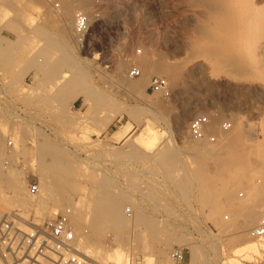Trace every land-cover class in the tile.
<instances>
[{
  "label": "rangeland",
  "instance_id": "374dc122",
  "mask_svg": "<svg viewBox=\"0 0 264 264\" xmlns=\"http://www.w3.org/2000/svg\"><path fill=\"white\" fill-rule=\"evenodd\" d=\"M81 1L0 0V171L10 165L21 169L23 195L29 194L28 180L41 185L44 170L63 177L64 184L53 183L55 192L63 188V194L76 200L88 192L121 195L124 226L105 228L87 245L117 246L121 240L126 254L137 251L131 264H143L145 251L158 264L159 250L168 243L169 257L173 247H183L190 264H231V258L233 264H264V250L249 256L234 253L247 238L257 239L248 233L252 227L246 236L233 227V209L226 206L220 190L228 183L235 199L242 201L249 197L251 185L264 182V48L258 47L259 36H264V0H242L246 4L240 2L239 7L235 0L232 9L248 7L241 10L247 14L232 11L245 15H240L244 21L254 13L247 16L250 24L245 22L252 31L247 26V31H225L227 19L216 15L222 29L214 23L208 3L199 0H87L91 29L79 49L73 29ZM68 4L71 13L65 15ZM255 13L261 14L259 22ZM203 21L210 25L207 33L198 29ZM255 21L262 23L253 31ZM220 50H227L222 52L225 62ZM159 56L183 71L176 83L158 74L174 87L171 95L148 90L155 72L141 79L137 88L125 82L140 78L130 75L131 68L139 66L138 59ZM205 57L212 62L196 64ZM235 57L237 63L232 61ZM122 109H129L133 117ZM206 113L213 118L208 129L219 134L217 142H207L213 148L235 133L236 121L247 130L242 141L217 153L218 160L199 159L196 144L202 148L206 141L197 142L188 131L190 120ZM224 120L232 122L230 131H220ZM239 153L245 156L238 157ZM169 155L174 161L166 164ZM241 157L248 159L250 180L237 170ZM217 162L221 170L226 165L234 170L222 176ZM198 172L204 186L196 178ZM102 181L110 183L108 189ZM260 196L253 201L264 208ZM68 207L64 204L58 213ZM192 250L198 255L194 261ZM170 261L174 263L171 257Z\"/></svg>",
  "mask_w": 264,
  "mask_h": 264
},
{
  "label": "bare ground",
  "instance_id": "6f19581e",
  "mask_svg": "<svg viewBox=\"0 0 264 264\" xmlns=\"http://www.w3.org/2000/svg\"><path fill=\"white\" fill-rule=\"evenodd\" d=\"M74 1V0H73ZM190 1V0H189ZM195 1V0H194ZM199 1H203V2H206V3H208V5L210 6V8H211V10H209V12L211 11L213 14H212V18L213 17H215L216 18V15H221L220 16V18H222V16H223V18L222 19H227V22H223V24L224 23H228L227 25L229 26V27H227L226 25V27L224 26V28H226V30L225 31H245V29H246V27L245 26H247L248 27V25H247V23H249V22H251V21H249L248 22V20H250L251 18L250 17H247L248 15H250V13L248 14V15H246V17H245V19L247 20V23H245L246 22V20L244 21V19L242 18V17H244L245 15H238V13H240V11L241 10H243L242 8H244L245 10L248 8L247 6L249 5V3H248V5L246 6L247 8H245V7H243V6H240V7H242L239 11H236L237 9H232L233 8V6L234 7H239V5H237L238 3H240V2H242V0H238V2L237 3H235V0H199ZM243 1H245V0H243ZM247 1H250V0H247ZM252 1V0H251ZM250 1V2H251ZM37 2H38V0H37ZM78 2V1H77ZM195 2H197V1H195ZM203 2H201V3H203ZM246 2V1H245ZM245 2H242V3H240V5L241 4H244ZM81 3H82V5L81 6H79L78 4H77V6H79V9H77V10H86L85 12L89 15V17H90V20H91V16H92V13H91V9L89 8V2L87 1V0H82L81 1ZM198 3V2H197ZM234 3H235V5H234ZM247 3V2H246ZM245 3V4H246ZM253 3V2H252ZM251 3V4H252ZM72 4V3H71ZM195 4V3H194ZM205 3H203L202 5H204ZM193 5V4H192ZM197 5V4H196ZM74 6V5H73ZM250 6V5H249ZM252 6V5H251ZM71 7L72 6H70L69 4L66 6V8H65V15H69L70 13H71ZM206 7V6H205ZM257 7V6H256ZM201 8H203V7H201ZM210 8H208V9H210ZM251 8V7H250ZM253 8V7H252ZM77 10H75V11H77ZM233 10H235L234 12H238V13H234V12H232ZM248 10H250V9H248ZM256 10V9H255ZM258 10H259V8H258ZM258 10H256V11H258ZM251 11V10H250ZM260 11V10H259ZM211 12H210V14H211ZM242 12V11H241ZM243 12H245V11H243ZM242 12V13H243ZM249 12V11H248ZM252 12H253V9H252ZM207 13V12H206ZM246 14H247V12H245ZM244 13V14H245ZM259 13V12H258ZM258 13H257V15H256V13H255V15H256V17L258 16ZM264 12H262V14H263ZM215 14V16H213ZM251 14H254V13H251ZM63 15V14H62ZM261 15V14H260ZM259 15V16H260ZM252 16H254V15H251V17ZM258 16V17H259ZM190 17H192V15L190 16ZM210 17H211V15H210ZM257 17V18H258ZM262 17V16H261ZM263 17H264V15H263ZM263 17H262V20H263ZM71 18H72V16H71ZM215 18L214 19H212V20H215ZM220 18L218 19V16H217V18H216V20H217V23L216 22H214L216 25L218 24V22H219V24H218V26H220L221 25V21H220ZM248 18H250V19H248ZM191 19V18H190ZM205 19V18H204ZM206 19H207V17H206ZM221 19V20H222ZM254 19H255V17H254ZM65 20V19H64ZM200 20V19H199ZM228 20H230V21H228ZM50 21H52V20H50ZM205 21H210V19H207V20H205ZM205 21H203V23L202 24H200V26H198V29H199V31L200 32H202V31H206V33L208 32V30L210 31V25L207 23H204ZM222 21H225V20H222ZM260 20H259V18H258V22H259ZM40 22H41V20H40ZM43 22H44V20H43ZM70 22V21H69ZM199 22H201V21H199ZM256 23V21L253 23V26H251V28L252 29H254V26L256 25V24H258L259 25V27H260V24L262 23ZM210 23H211V21H210ZM213 23V22H212ZM211 23V24H212ZM213 23V24H214ZM40 24H42V23H40ZM69 24H71V23H69ZM212 24V25H213ZM246 24V25H245ZM250 24V23H249ZM65 25V24H64ZM193 25V24H192ZM211 25V26H212ZM216 25H214L215 27H217ZM222 27V29H223V25H221ZM65 27V26H64ZM245 27V28H244ZM257 26H255V28H256ZM62 28V27H61ZM67 28V27H66ZM194 28H196V26H194ZM214 28V27H213ZM220 28V29H221ZM249 29H250V26L248 27ZM261 28H263L264 29V26H261ZM197 28H196V30H198ZM217 29V28H216ZM221 29V30H222ZM213 29L211 28V31H212ZM218 30V29H217ZM220 30V31H221ZM251 30V29H250ZM250 30H248V31H250ZM256 29H254L253 31H255ZM257 30H259V31H262V29H257ZM213 31H215V30H213ZM219 31V30H218ZM224 31V30H223ZM246 31H247V29H246ZM252 31V30H251ZM264 31V30H263ZM205 33V32H204ZM256 33V32H255ZM257 34V33H256ZM259 35V34H258ZM250 37V36H249ZM264 37V36H263ZM263 37L262 36H259V44H258V42H257V44H258V47L260 46L261 48H264V40H263ZM255 38V37H254ZM257 38V37H256ZM262 38V39H261ZM256 40V39H255ZM220 45V44H219ZM218 46V45H217ZM207 47V46H206ZM219 47V46H218ZM223 47V46H222ZM228 47V46H227ZM210 48H213V47H209V49ZM216 48V47H215ZM260 48V49H261ZM225 49H227L226 48V46H225ZM224 48H223V50H225ZM210 50H213V52L214 53H216V52H218L216 49L214 50V49H210ZM219 50V49H218ZM222 50V49H221ZM220 50V51H221ZM228 50V49H227ZM226 50V51H227ZM216 51V52H215ZM219 51V52H220ZM226 51H221V54H222V52H223V54H224V52H226ZM222 54V55H223ZM226 54V53H225ZM217 55H219V54H217ZM227 55V54H226ZM229 55V54H228ZM231 55V54H230ZM229 55V56H230ZM236 54H234V56H235ZM219 56H221V55H219ZM232 57H233V55H231ZM230 56V57H231ZM162 58V56H159V58ZM157 59V60H152V59H148V58H143V59H138V60H141L140 61V63H138L139 64V68H140V70L142 71V74L139 76L140 78L139 79H137V81L136 82H130V81H128V80H125V82L129 85V86H131V87H133V88H137V87H139V82H140V80L141 79H147L146 77L150 74V73H152V72H155V73H157V75L158 74H164V75H166L167 76V78L170 80V82H173V83H176L177 81V79H180V74L181 73H183V71L182 72H180L179 71V69L180 68H178L177 66H180V65H172V64H168V60H167V58H166V60H167V62H166V60H165V58H164V60L163 59ZM221 58V57H220ZM219 58V59H220ZM222 58H223V62H225L224 61V55L222 56ZM234 58V57H233ZM243 58V57H242ZM241 58V59H242ZM254 58V57H253ZM155 59V58H154ZM202 59H204V60H202ZM212 59V58H211ZM252 59V58H251ZM123 60V59H122ZM138 60H137V62H138ZM225 60H226V58H225ZM227 60H229V59H227ZM232 60V59H231ZM231 60H229V61H231ZM239 60V59H238ZM254 60V61H253ZM252 61L255 63V61H257L256 60V58H254ZM127 61V60H126ZM196 61V64H201L202 62H206V63H208L209 61L210 62H212V60H210V57H209V59H208V57L206 58H201V59H199V60H195ZM215 61V60H214ZM213 61V62H214ZM221 61V62H222ZM233 61V63H237L238 61L236 60V57H235V60H232ZM231 61V62H232ZM235 61V62H234ZM173 62H175V61H173ZM173 62H170V63H173ZM177 62V61H176ZM219 62V61H218ZM222 62V63H223ZM250 62V61H249ZM253 62H251V63H253ZM193 63H194V61H193ZM229 63V62H228ZM257 63V62H256ZM137 64V63H136ZM174 64V63H173ZM176 64V63H175ZM230 64V63H229ZM195 65V64H194ZM214 65V64H213ZM256 66V64H253V66ZM249 66H250V64H249ZM44 67H46V66H44ZM79 67H81V66H79ZM120 68H122V64H120ZM83 68H81V70H82ZM117 69H119V67L117 68ZM121 71V70H120ZM215 71V70H214ZM82 72L84 73V71L82 70ZM119 73V72H118ZM122 73V72H121ZM120 73V74H121ZM215 73V72H214ZM217 73V72H216ZM119 74V75H120ZM123 74V73H122ZM121 74V75H122ZM219 74V73H218ZM120 75V76H121ZM211 75H212V73H211ZM85 76V75H84ZM120 76H118L119 78H121ZM81 77H83V76H81ZM179 77V78H178ZM118 78V79H119ZM166 78V79H167ZM167 79V80H168ZM141 82H143V81H141ZM172 86V85H171ZM170 86V87H171ZM173 87V86H172ZM171 87V88H172ZM132 88V89H133ZM174 88V87H173ZM135 90V89H134ZM143 90V89H142ZM136 92V91H135ZM145 93V92H144ZM175 93V92H174ZM136 95V94H135ZM156 95V94H155ZM158 95V94H157ZM160 99V98H159ZM156 100V99H155ZM160 101V103H162L161 102V100H158V102ZM152 103H157L156 101H152ZM157 104H159V103H157ZM160 105V104H159ZM196 105H198V104H196ZM195 106V105H194ZM161 107V106H160ZM193 109H194V107H193ZM193 109H191V110H193ZM123 111H125V112H128L132 117H133V113L129 110V109H122ZM191 112V111H190ZM194 112V111H193ZM193 112H191V113H193ZM190 113V114H191ZM189 114V115H190ZM188 115V114H187ZM185 117H187V116H185ZM232 118H234V117H232ZM182 119H184V118H182ZM215 123V122H214ZM178 124V123H177ZM182 124V123H181ZM180 124V125H181ZM212 124H213V118L212 119H210V122H209V125H208V128H209V126H212ZM248 125H246V126H249L250 124L249 123H247ZM184 126V125H183ZM251 126V128H253V125L251 124L250 125ZM233 128V127H232ZM236 130H235V133H233V134H229V135H226V138L224 139V143H222V144H220V146H216L215 148H213V147H211V146H209L210 144H208V143H211V142H209V141H207V140H197V139H194V140H196L197 142L199 141V142H205L206 144H204V145H206V146H202V148H200V144H196V145H198L199 147H198V158L199 159H201L202 161H206V160H208L209 158H212V160H218V154H219V151L220 150H222L224 147H230V145L232 146V144H233V146H234V144L236 145L237 143H239L240 141H242V139L245 137V130L246 129H244L243 128V126L242 125H240V123L239 122H235V127H234ZM250 128V127H249ZM248 127H247V129H249ZM212 129H214V128H212ZM209 130V129H208ZM210 130H211V128H210ZM209 130V131H210ZM244 130V131H243ZM251 130V129H250ZM253 130V129H252ZM217 131V130H216ZM230 131V130H229ZM247 131V130H246ZM218 132V131H217ZM225 132V131H224ZM249 132V131H248ZM252 132V131H251ZM251 132H249V133H251ZM208 142V143H207ZM9 143V142H8ZM213 144V143H212ZM2 146V145H1ZM0 146V147H1ZM200 148V149H199ZM226 148H224V149H226ZM194 149V148H193ZM228 150H230V149H228ZM196 152H197V150H196ZM218 153V154H217ZM221 153H222V151H221ZM237 153V152H236ZM196 154V153H195ZM244 154V153H243ZM221 155V154H220ZM222 155H225V154H222ZM232 155H234V156H236L235 155V153H233ZM238 155V154H237ZM170 156L171 155H169V158L167 157V159L166 160H164V162L166 163V164H170V163H172V161H174V160H169L170 159ZM226 156V155H225ZM224 156V157H225ZM239 156H243L241 153H239V155H238V157ZM244 156H245V154H244ZM243 156V157H244ZM227 158V157H226ZM171 159H173V156L171 157ZM228 159V158H227ZM249 159H251V158H249ZM222 160V159H221ZM229 160H231V159H229ZM238 160V159H237ZM262 160H264V159H262ZM250 161V160H249ZM200 162V161H199ZM210 162V161H209ZM215 162V161H214ZM213 162V163H214ZM222 162V161H221ZM233 162V161H232ZM239 166H238V168H237V170H239V172H240V174H241V176H243V177H241V178H245L246 179V176L248 177L250 174V176H252V173L250 172L251 170H250V167H249V165H248V159L247 158H239ZM261 162V161H260ZM264 162V161H263ZM218 163V162H217ZM259 163V162H258ZM262 163V162H261ZM260 163V164H261ZM209 164V163H208ZM212 164V163H211ZM219 164H221L220 162L218 163V166H220ZM264 164V163H263ZM202 166V165H201ZM200 166V167H201ZM204 166L206 167V165L204 164ZM203 166V167H204ZM215 166H216V164H215ZM218 166H217V168H218ZM225 166V165H224ZM231 166H233V165H231ZM259 167H260V165H258ZM236 167V166H235ZM257 166H255L254 168H256ZM264 167V166H263ZM3 168V167H2ZM221 166H220V170H221ZM5 169V170H4ZM4 169H2L1 171H0V219L1 218H3V217H5L6 215H9V214H12V213H17L18 215H20L22 218H24V219H33L34 221H36V222H38V223H42V222H44L46 219H49V218H54L57 214H58V212L60 211V209L61 208H63L64 207V204H69V206L70 207H68V208H70V210H71V214H70V219H71V224H72V227L74 228V230H75V232H76V235H77V245H78V247L81 249V250H84L86 253H88V254H90L91 256H94V257H96L95 259L98 261V264H131L132 263V261H133V259L135 258V254H136V252L137 251H132L131 252V254H126V251H125V249H124V247H123V241H121V240H117V246H110V245H105V244H99V246H88L87 245V243L88 242H90V239H96V237L98 238V237H101V235L103 234V232L106 230L105 228H111L112 229V227H117L118 229L119 228H122L123 226H124V224H125V217L123 216V212H122V201L119 199V196H121V195H118V194H116V193H114V192H112V193H110L109 195L108 194H106V193H104V191H98V192H88L87 193V195H86V197H79L80 199H78V200H76V199H74V198H72V197H70V195H68L69 193L68 192H66V193H68V194H63V192H64V190H63V188H62V190H61V188H60V186H59V188H60V190H61V193L60 192H58L59 193V195H58V193L57 192H55V190L53 189L54 188V184H61V183H63L64 184V182H63V177L62 176H59V174H58V176L57 175H55V174H57V173H53L55 176L53 177L52 176V174H51V171H41V190L39 191V193L38 194H36V195H29V194H26V195H23L22 194V192H23V190H24V186L26 185V182H25V180H23L22 179V177H23V172L21 171V169L19 168H17L16 166H5L4 167ZM203 169H205V168H202V170ZM229 166L227 167V165H226V167H223V170H221L222 172H220L219 174L220 175H225L226 174V172L227 171H229ZM232 170H234L233 168H231ZM230 169V170H231ZM64 170V169H63ZM200 170V169H199ZM219 170V171H220ZM231 170V171H232ZM204 171V170H203ZM230 171V172H231ZM202 172V171H201ZM255 172V171H254ZM257 172H259V171H257ZM219 175V176H220ZM57 176V177H56ZM196 176V175H195ZM198 176V177H197ZM197 176H196V178H199V179H201V177H202V175L201 174H199V172L197 173ZM204 177V176H203ZM193 178H195V177H193ZM222 178V177H221ZM240 178V177H239ZM249 178V177H248ZM213 180V179H212ZM215 180H217V179H215ZM240 180V179H239ZM243 180V179H242ZM249 180H250V178H249ZM203 181V185L202 186H204V182H205V179L203 180V179H201V181L200 182H202ZM209 181V180H208ZM226 181V180H225ZM237 181V180H236ZM245 181V180H244ZM248 181V180H247ZM251 181H252V179H251ZM56 182V183H55ZM59 182V183H58ZM197 182V181H196ZM199 182V183H200ZM223 182V181H222ZM238 182V181H237ZM54 183V184H53ZM210 183V182H209ZM212 183V182H211ZM210 183V184H211ZM226 183V182H225ZM224 183V184H225ZM206 184H207V182H206ZM228 184V183H227ZM227 184L226 185H223V187L220 189L221 190V194H222V196L224 197V199L226 200V202L227 203H225L226 204V206L227 205H229V207L230 208H232L233 209V211L232 212H234L233 214H234V219H235V221H234V223L238 220L239 221V225H237L238 224V222H237V224H232L233 225V227H234V225H235V227H236V230H238L240 233H241V236L242 235H247L246 234V231L247 230H249L251 227L253 228V225L257 222V220L259 219V218H261V216H264V208H263V205H262V208H261V204H258V206H256V203L253 201L254 199H256L257 198V196H258V198H259V196L260 195H262V197L264 198V182H263V184H261V185H259V186H256V185H251V187H250V189H249V197L246 199V200H242V201H240V200H236L235 199V196H234V192H233V190H231V188H229V187H227ZM243 184V183H242ZM198 185H200V184H198ZM232 185V184H231ZM62 186V185H61ZM101 186L104 188V189H108L109 188V186H110V183L108 182V181H102L101 182ZM51 187H53V188H51ZM63 187V186H62ZM199 187H201V186H199ZM248 188V187H247ZM51 189H53V191H51ZM63 191V192H62ZM68 191V190H67ZM53 192V193H52ZM54 193H57V194H54ZM63 194V195H62ZM86 194V193H85ZM256 197V198H255ZM261 197V196H260ZM260 199V198H259ZM254 202L253 204L251 203V202ZM225 204H223V207L225 206ZM255 205V206H254ZM254 206V207H253ZM228 207V206H227ZM256 207V208H255ZM258 207H260V208H258ZM68 208H66V209H64V210H67ZM226 208V207H225ZM228 209V208H227ZM264 218V217H263ZM233 219V220H234ZM88 221H89V223H88ZM259 222V221H258ZM83 223H84V226H83ZM229 227H231L230 228V230L231 229H233L232 228V226H230L229 225ZM228 227V228H229ZM87 228H89L90 229V231H89V229H87ZM227 228V229H228ZM105 229V230H104ZM225 229V228H224ZM235 229V228H234ZM121 230V229H120ZM250 230H252V229H250ZM249 230V231H250ZM89 231V232H88ZM238 232V233H239ZM249 233V235H251L250 234V232H248ZM151 234V233H150ZM156 234V233H155ZM149 236H151V235H148V237ZM244 236V237H245ZM252 236V235H251ZM142 236H139V238H141ZM155 236H153V238H154ZM253 237V236H252ZM151 238H152V236H151ZM156 238V237H155ZM255 239H257V240H254V239H251V238H247V240L245 241V243L244 244H241L240 246H238V247H235V249H234V253L235 254H240V255H247V256H249L250 254H252V253H255V252H260L261 250H264V237H258V238H256V237H254ZM92 239V240H93ZM146 239V238H145ZM147 239H149L150 240V243L149 244H151L152 243V241H151V239H150V237L149 238H147ZM146 239V240H147ZM176 239V238H175ZM99 240H100V238H99ZM139 240V239H138ZM140 240H142V239H140ZM156 241V240H155ZM163 241V240H162ZM165 241V240H164ZM167 241H168V239H167ZM85 242H86V245H84L85 244ZM146 242H148V240L146 241ZM146 242H145V245H146ZM159 242V241H158ZM166 242V241H165ZM177 242V241H176ZM97 243V242H96ZM142 243H143V241H142ZM168 243V242H167ZM88 244H90V243H88ZM94 244V243H93ZM92 244V245H93ZM170 243H168V245H169ZM147 245H148V243H147ZM146 245V246H147ZM154 245H155V243H154ZM168 245H166V247L168 246ZM148 247H151L150 245L148 246ZM153 247V246H152ZM166 247H164L163 248V246H162V249H160L159 251H160V254H161V259L159 260L158 259V261L157 262H159L158 264H172V262L170 261V257H169V253H168V250H166L165 248ZM160 248V247H159ZM146 249H147V247H146ZM192 259H193V261H194V259H196V257H198V255H197V252H196V250H192ZM143 259V264H156V263H154L155 261H154V256L152 255V254H150V253H147L146 251L144 252V254H143V257H142ZM260 261V260H259ZM229 263H231V264H233V263H235V259H233V258H231L230 260H229ZM174 264V263H173ZM196 264V263H195ZM198 264V263H197ZM225 264V263H224Z\"/></svg>",
  "mask_w": 264,
  "mask_h": 264
},
{
  "label": "built area",
  "instance_id": "2783aa9c",
  "mask_svg": "<svg viewBox=\"0 0 264 264\" xmlns=\"http://www.w3.org/2000/svg\"><path fill=\"white\" fill-rule=\"evenodd\" d=\"M91 29L89 15L82 10L76 11L74 19V39L78 48L84 47ZM142 71L138 66L130 70L132 77H139ZM148 90L163 95H171L168 80L160 75L151 78ZM211 119L209 113L195 115L189 122L188 131L192 138L217 142L219 134L209 131ZM232 128L230 120L220 124V131ZM12 142L9 141V145ZM40 191L37 181L28 180V192L36 195ZM130 211V209H128ZM71 210H63L54 218L38 223L33 219H24L17 213L0 219V264H98L90 254L77 245V235L70 219ZM253 237H264V218L252 228ZM174 264H190L183 247H173L170 251Z\"/></svg>",
  "mask_w": 264,
  "mask_h": 264
},
{
  "label": "crops",
  "instance_id": "0c3cea01",
  "mask_svg": "<svg viewBox=\"0 0 264 264\" xmlns=\"http://www.w3.org/2000/svg\"><path fill=\"white\" fill-rule=\"evenodd\" d=\"M57 50H59V48Z\"/></svg>",
  "mask_w": 264,
  "mask_h": 264
}]
</instances>
